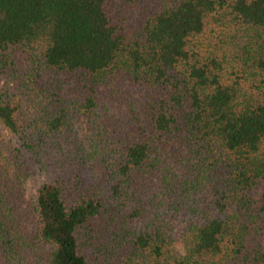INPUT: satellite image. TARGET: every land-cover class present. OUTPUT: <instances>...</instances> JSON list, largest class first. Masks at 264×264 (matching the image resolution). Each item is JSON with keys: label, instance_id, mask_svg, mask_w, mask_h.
I'll use <instances>...</instances> for the list:
<instances>
[{"label": "trees", "instance_id": "16d2710c", "mask_svg": "<svg viewBox=\"0 0 264 264\" xmlns=\"http://www.w3.org/2000/svg\"><path fill=\"white\" fill-rule=\"evenodd\" d=\"M0 264H264V0H0Z\"/></svg>", "mask_w": 264, "mask_h": 264}, {"label": "rangeland", "instance_id": "374dc122", "mask_svg": "<svg viewBox=\"0 0 264 264\" xmlns=\"http://www.w3.org/2000/svg\"><path fill=\"white\" fill-rule=\"evenodd\" d=\"M35 193V185L33 183H30L28 186V197H31Z\"/></svg>", "mask_w": 264, "mask_h": 264}]
</instances>
